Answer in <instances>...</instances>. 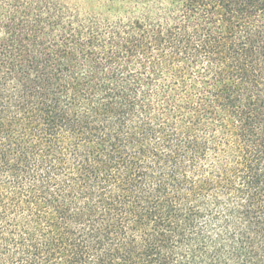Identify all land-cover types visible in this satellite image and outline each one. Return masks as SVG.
<instances>
[{"label": "trees", "instance_id": "obj_1", "mask_svg": "<svg viewBox=\"0 0 264 264\" xmlns=\"http://www.w3.org/2000/svg\"><path fill=\"white\" fill-rule=\"evenodd\" d=\"M0 264H264V0H0Z\"/></svg>", "mask_w": 264, "mask_h": 264}]
</instances>
